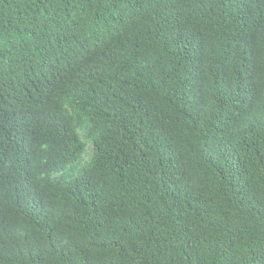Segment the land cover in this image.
I'll return each instance as SVG.
<instances>
[{
	"label": "trees",
	"instance_id": "16d2710c",
	"mask_svg": "<svg viewBox=\"0 0 264 264\" xmlns=\"http://www.w3.org/2000/svg\"><path fill=\"white\" fill-rule=\"evenodd\" d=\"M186 1L132 65L88 39L100 0H0L76 55L35 123L0 127V264H264V0L215 24L196 11L232 0Z\"/></svg>",
	"mask_w": 264,
	"mask_h": 264
},
{
	"label": "clouds",
	"instance_id": "9594fccd",
	"mask_svg": "<svg viewBox=\"0 0 264 264\" xmlns=\"http://www.w3.org/2000/svg\"><path fill=\"white\" fill-rule=\"evenodd\" d=\"M212 2L214 0H202ZM220 1V0H219ZM186 0H100L94 7L93 29L89 30V37H96L101 41L100 48L108 53L116 42L122 46L123 55L128 63L134 65L140 60V54L133 46L135 41L148 43L152 39L159 41L167 32L162 24L159 13L169 7H178V3ZM229 7H220L218 4L207 5L196 13L205 15L215 24L220 10L225 14L228 9L251 10L248 0H232ZM43 12V7L38 9ZM46 16V15H45ZM102 19H108L103 23ZM213 24V25H214ZM47 25L25 24L12 21L4 15L0 16V127L9 120L23 123H35L36 116L43 109L45 100L59 97L57 83L66 76L75 64L76 55L71 50L73 41L66 38L60 48L47 47L57 35V29L49 27L45 36L32 33L34 30L44 29ZM123 27L133 31V39L120 34ZM160 28L161 33H154L151 28ZM212 32L203 33L195 38V44L202 50H209L208 44L213 43L210 37ZM171 38V37H170ZM167 40V42L170 40ZM111 48L109 47V42ZM70 45V46H69ZM91 49V48H90ZM150 65L149 67L157 66ZM148 67V68H149ZM138 81L141 85L148 83L153 91L154 99L164 97L163 84L149 76ZM72 89V88H71ZM88 97V92L83 93ZM35 141H46L38 137ZM13 162H17L14 160Z\"/></svg>",
	"mask_w": 264,
	"mask_h": 264
}]
</instances>
